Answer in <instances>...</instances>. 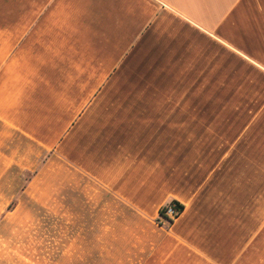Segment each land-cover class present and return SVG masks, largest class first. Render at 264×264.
<instances>
[{
    "label": "crops",
    "instance_id": "obj_1",
    "mask_svg": "<svg viewBox=\"0 0 264 264\" xmlns=\"http://www.w3.org/2000/svg\"><path fill=\"white\" fill-rule=\"evenodd\" d=\"M0 209L60 264H264V0H0Z\"/></svg>",
    "mask_w": 264,
    "mask_h": 264
},
{
    "label": "rangeland",
    "instance_id": "obj_2",
    "mask_svg": "<svg viewBox=\"0 0 264 264\" xmlns=\"http://www.w3.org/2000/svg\"><path fill=\"white\" fill-rule=\"evenodd\" d=\"M5 212L0 209V218ZM59 235L60 226L45 224L43 210L7 213L0 224V264H60Z\"/></svg>",
    "mask_w": 264,
    "mask_h": 264
},
{
    "label": "built area",
    "instance_id": "obj_3",
    "mask_svg": "<svg viewBox=\"0 0 264 264\" xmlns=\"http://www.w3.org/2000/svg\"><path fill=\"white\" fill-rule=\"evenodd\" d=\"M180 213L176 203L171 201L162 207V215L160 220L166 224L170 223Z\"/></svg>",
    "mask_w": 264,
    "mask_h": 264
},
{
    "label": "trees",
    "instance_id": "obj_4",
    "mask_svg": "<svg viewBox=\"0 0 264 264\" xmlns=\"http://www.w3.org/2000/svg\"><path fill=\"white\" fill-rule=\"evenodd\" d=\"M173 202H175V201H173ZM175 203H176L177 207L179 208V210L181 211L182 210V205L177 203V202H175ZM160 215H162V208L160 209Z\"/></svg>",
    "mask_w": 264,
    "mask_h": 264
}]
</instances>
